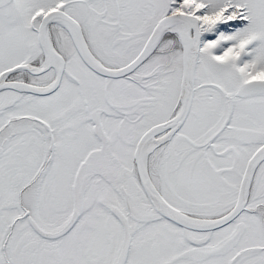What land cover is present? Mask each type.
I'll list each match as a JSON object with an SVG mask.
<instances>
[{"label": "snow or ice", "instance_id": "1", "mask_svg": "<svg viewBox=\"0 0 264 264\" xmlns=\"http://www.w3.org/2000/svg\"><path fill=\"white\" fill-rule=\"evenodd\" d=\"M0 264H264V0H0Z\"/></svg>", "mask_w": 264, "mask_h": 264}]
</instances>
